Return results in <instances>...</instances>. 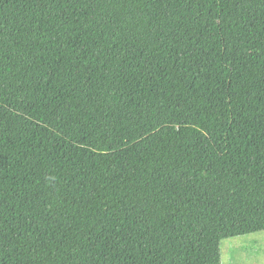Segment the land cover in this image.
Instances as JSON below:
<instances>
[{
  "label": "trees",
  "instance_id": "16d2710c",
  "mask_svg": "<svg viewBox=\"0 0 264 264\" xmlns=\"http://www.w3.org/2000/svg\"><path fill=\"white\" fill-rule=\"evenodd\" d=\"M264 231V0H0V264H223Z\"/></svg>",
  "mask_w": 264,
  "mask_h": 264
},
{
  "label": "rangeland",
  "instance_id": "374dc122",
  "mask_svg": "<svg viewBox=\"0 0 264 264\" xmlns=\"http://www.w3.org/2000/svg\"><path fill=\"white\" fill-rule=\"evenodd\" d=\"M223 264H264V231L224 239Z\"/></svg>",
  "mask_w": 264,
  "mask_h": 264
}]
</instances>
